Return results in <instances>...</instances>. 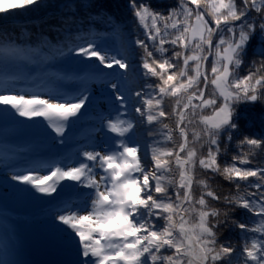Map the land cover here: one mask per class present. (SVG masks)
<instances>
[{
    "label": "snow or ice",
    "instance_id": "obj_1",
    "mask_svg": "<svg viewBox=\"0 0 264 264\" xmlns=\"http://www.w3.org/2000/svg\"><path fill=\"white\" fill-rule=\"evenodd\" d=\"M40 2L0 0V14ZM130 7L146 40L129 41L117 51L95 39L70 46L68 58L81 84L75 94L0 92L3 115L43 118L61 139L89 105L99 109L102 135L96 142L69 166L12 172L11 181L22 186L16 191L55 198L65 181L87 190L82 207L58 208L53 216L68 242L67 264H264V167H243L264 152V0H181L167 14L136 0ZM165 44L180 51L166 55ZM138 49L143 55L137 64ZM249 58L248 72L240 75ZM130 76L145 81L139 90L125 87ZM151 78L158 83H148ZM94 82L102 85L98 92L89 87ZM169 97L171 113L164 108ZM172 116L174 130L163 123ZM155 124L169 129L163 141H173V131L179 141L168 148L153 139L142 153L140 129L147 125L148 135L156 137ZM233 140L237 153L222 165V146L227 149ZM196 144L207 146L206 152ZM197 168L229 181L234 192L223 202L249 218L232 219L225 211L221 220V211L210 204L221 197L208 180L197 178ZM220 226L240 230L239 249L219 242Z\"/></svg>",
    "mask_w": 264,
    "mask_h": 264
},
{
    "label": "trees",
    "instance_id": "obj_2",
    "mask_svg": "<svg viewBox=\"0 0 264 264\" xmlns=\"http://www.w3.org/2000/svg\"><path fill=\"white\" fill-rule=\"evenodd\" d=\"M21 2L22 0H4V3L19 4ZM136 2L150 6L154 11L167 14L169 9L178 8L181 0H136ZM201 10L207 11L204 7ZM207 18L210 19V17ZM144 33V28L133 15L130 0H41L38 5L12 9L10 14H0V92L19 94L22 86L29 84L33 90L47 89L48 94L56 93L55 86L61 87L64 95L75 94L76 90L81 87L80 82L75 78L78 74L77 66L72 62L67 66L62 60L68 56L67 49L70 46L84 43L85 40L95 39L98 43H105L113 51H117L126 47L129 41L134 42L137 38L146 40ZM148 43L151 45L152 42L148 41ZM164 47L169 50L166 55H171L173 50L180 51L179 48L173 49L170 44H165ZM13 49L15 52L12 51ZM61 51L65 55H60ZM142 55L143 51L138 49L135 56L137 64ZM157 55L159 54L157 53ZM179 63L182 64V61ZM250 64L251 58L237 70L238 73L240 75L246 74ZM207 67L210 71L211 64L209 63ZM54 71H57L58 75ZM144 82L143 78L137 79L130 76L125 82V87L130 90H139ZM147 82L158 83L155 78H151ZM89 87L97 92L102 85L94 82ZM207 91L209 93L212 91L210 84ZM173 105V98H165L164 108L167 112L171 113ZM98 114H93L92 117L98 118ZM204 114L210 115V110L206 109ZM15 118L12 117L11 120L16 121ZM175 121L176 117L172 116L164 119L163 123L168 124L169 129L174 130ZM1 125L0 122V139L17 138L15 137L16 134L3 132ZM25 127H28L30 131L26 132L27 134H21L20 139L22 140L29 139L28 136L33 133L45 135L50 130L49 127L45 130L42 123L36 126H33V123L26 124ZM193 127L195 126H189L190 140ZM152 128L154 132L158 129H164L161 124H155ZM147 129L148 126L145 125L142 129V136L148 139L151 136L148 135ZM169 129L164 130L169 131ZM72 131L73 129H71ZM75 134H70L66 139L67 143L63 144L64 147L66 146L64 153L72 148V142L75 141L76 137L85 143L89 138L87 137L88 132L84 130L81 132L82 136L78 132L77 136ZM47 137L60 142L56 133ZM177 141H179L178 132L173 131V141L164 147L172 148ZM195 146L198 152H206L207 150V146L204 148H201L199 144ZM237 150L235 140L227 149L222 146L219 162L222 165L225 162H231L232 156L237 153ZM252 160V164L243 167H264V152H259L252 157ZM197 178L208 180L212 189L221 197L220 201L210 200L211 206L221 211V220L224 219L223 213L225 211H230L232 219L247 220L249 218L250 214L244 210H229L223 202L224 196L234 192V187L229 181L220 175L205 174L199 168H197ZM198 192L199 188L197 187L196 193L198 194ZM231 222L230 219L229 225ZM217 238L220 243L232 244L238 249L241 244L238 228L220 226L217 231Z\"/></svg>",
    "mask_w": 264,
    "mask_h": 264
},
{
    "label": "rangeland",
    "instance_id": "obj_3",
    "mask_svg": "<svg viewBox=\"0 0 264 264\" xmlns=\"http://www.w3.org/2000/svg\"><path fill=\"white\" fill-rule=\"evenodd\" d=\"M62 60L64 64L67 66L71 63V60L68 58V56L66 58L64 57ZM23 87L26 88L25 86ZM24 88L22 90L24 92L19 93V94H23L26 97H30L33 95H39L38 93H35V92L32 93L31 91L26 92V89ZM39 96H41L42 98H47L50 96L52 97V95L49 94V96H46V94L44 93ZM3 108L4 106H0V109H3ZM8 111L11 112V109L9 108ZM96 113H99V109L97 110V108H94L93 106L89 105L87 113L84 116H82V118H80L79 121L77 120V122L81 121L84 123H88V125L89 124L92 125V130H90L87 135V137L89 138L87 139L86 143L82 142L80 138L76 137L75 141L72 142V148L68 150L66 154L60 155L61 151L66 147V146L64 147L63 142L55 141L52 138L50 140L45 141L44 138H42V135L33 133L34 134V135L32 134L33 136L32 135L28 136L29 137L28 141L26 140L23 142L21 141V143L14 142L11 138L10 139L8 138L5 141L4 146L5 148H7L6 151L10 155H7L5 157L3 155H0V202L1 201L6 202L7 205L11 209L13 208L12 210H16V211L24 203L31 204L33 203V201L34 203L38 201L41 203L40 205H43L42 211L48 212L47 216H41L38 220H36V222L35 221L34 222L36 225H38L40 230H42L44 234L47 237H49L50 242L49 244L48 243L46 244V251L50 257H53L55 259L57 264H67V261L70 259V255L68 254L69 253L68 242L65 240L64 234L57 230V224L53 220V216L55 215L56 212L52 211V205L53 203H55L56 205L59 206V208L82 207L83 201L85 199L83 192H86L87 190H79L76 188H70L68 187V185L71 182L65 181L62 184L59 196H56L55 198L45 197V196H40V194L37 193L35 194L36 198H33V196H30L27 193H21V192L16 191L17 187H22V186L15 185V182L11 181L10 174L12 173V171L10 172V170L7 168V165L9 162L17 161V160L30 162V160L28 159H33L34 156L36 157L37 161H40V162L43 161L42 165L44 166L43 167L41 166L42 167L41 169L35 166V164L34 165L32 164L34 167L33 169L38 170L40 173H45L47 172L50 166H55L57 162V157L65 161V164L61 166L66 167V166L71 165L78 158L82 148L89 146L92 143L96 142L102 135V133L99 132V128H100L99 119L97 117L96 118L92 117V115ZM12 117L14 118L17 117L15 118L16 121H12L11 120ZM75 121L76 120H74L72 123L68 125L67 131L63 137V141H65V143H67L66 139L70 136V134L74 135L77 129ZM0 122L2 124L1 128L5 133L16 134L15 137L17 138L22 137L21 134H27L30 131L28 127H25L26 124L33 123V126H36L42 123L43 126H45V130L46 128L48 129L47 122L44 121L43 118H34L33 120H28L24 117H19L15 114L5 116L2 114V112H0ZM71 129H73L72 132H71ZM142 129H140V135H138L137 137V139H139L142 144V149H141L142 153L144 151L145 142H151L153 141V139H160L162 141L161 146L163 147L164 145L170 142V141H163V136L168 133L167 130L158 129L155 132L157 134L156 137L151 136L147 139L146 137L142 136ZM54 134L55 132L52 131L51 128L48 132L45 133V135L50 136V137ZM78 134L81 135V132H79ZM75 136H77V133L75 134ZM4 146L2 147V144L0 143L1 153L4 150ZM14 147H20L19 151L15 152L13 149ZM49 158H51L52 161L49 160ZM149 162H150V149H149ZM62 193L67 194L66 197L68 198L61 200L60 197ZM31 211H34V210H31ZM11 219L13 218L11 217ZM19 219L20 218H18V220L16 219V222H18V224L14 229H12L14 232L19 231V230L21 231L23 229L25 230V228L28 227L27 220L25 221V220H21V219L19 220ZM10 233H11L10 241L14 242L12 238L14 236V233L13 232H10ZM13 256H15L16 258V253H14V255L13 253H11V256L10 255L8 256L7 261L9 264L12 262Z\"/></svg>",
    "mask_w": 264,
    "mask_h": 264
},
{
    "label": "water",
    "instance_id": "obj_4",
    "mask_svg": "<svg viewBox=\"0 0 264 264\" xmlns=\"http://www.w3.org/2000/svg\"><path fill=\"white\" fill-rule=\"evenodd\" d=\"M34 204L23 205L21 214L27 215L34 210ZM23 242L26 243L28 249V257L33 264H54L46 251L47 237L38 229L37 226L32 225L25 229L22 233Z\"/></svg>",
    "mask_w": 264,
    "mask_h": 264
},
{
    "label": "bare ground",
    "instance_id": "obj_5",
    "mask_svg": "<svg viewBox=\"0 0 264 264\" xmlns=\"http://www.w3.org/2000/svg\"><path fill=\"white\" fill-rule=\"evenodd\" d=\"M46 96H49V95H48V94H46ZM6 154H7V153H6V152H4L3 156L5 157V156H6ZM7 155H8V154H7ZM17 220H18V219H17ZM14 246H15V244L13 243V244L11 245V247H10V249H11V250H13V251H14V248H13ZM19 264H22V262H19Z\"/></svg>",
    "mask_w": 264,
    "mask_h": 264
}]
</instances>
